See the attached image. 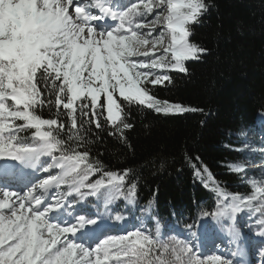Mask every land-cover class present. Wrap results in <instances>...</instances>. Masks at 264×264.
<instances>
[{"label": "snow or ice", "instance_id": "snow-or-ice-1", "mask_svg": "<svg viewBox=\"0 0 264 264\" xmlns=\"http://www.w3.org/2000/svg\"><path fill=\"white\" fill-rule=\"evenodd\" d=\"M210 7L208 0H0V264H237L172 234L154 200L140 205L135 171L110 169L92 151L105 135L128 144L134 109L203 111L157 89L208 54L191 37ZM241 136L247 142L248 133ZM186 159L215 196V209L201 217L228 225L233 243L243 213L264 242V161L252 165L259 178L248 175L247 159L228 165L249 186L241 194L199 156ZM101 202L103 213L86 211ZM120 203L131 216L116 210ZM105 219L131 226L98 235Z\"/></svg>", "mask_w": 264, "mask_h": 264}, {"label": "trees", "instance_id": "trees-1", "mask_svg": "<svg viewBox=\"0 0 264 264\" xmlns=\"http://www.w3.org/2000/svg\"><path fill=\"white\" fill-rule=\"evenodd\" d=\"M208 2L210 10L191 37L208 54L188 62L187 74L173 73V83L157 89L161 98L203 111L163 116L134 109L128 144L105 135L92 148L108 168L135 171L141 206L152 199L162 222L185 227L198 222L201 210L216 206L186 156H199L229 192L248 194L249 186L228 165L246 158L245 151L233 149L244 148L242 131L262 129L257 117L264 114V0ZM245 219L241 213L239 227Z\"/></svg>", "mask_w": 264, "mask_h": 264}, {"label": "rangeland", "instance_id": "rangeland-1", "mask_svg": "<svg viewBox=\"0 0 264 264\" xmlns=\"http://www.w3.org/2000/svg\"><path fill=\"white\" fill-rule=\"evenodd\" d=\"M258 121L262 125V129H260L258 132H255L254 134H250V135L248 134L247 142L245 140V137H243V139L245 141L244 148L246 149L245 152L247 155L245 159H247L249 161V165H250L249 170H253V172L248 173V175L249 176L255 175L257 178H259L261 176V172L258 168L253 169L252 165H258L261 161H264V154H262V151H261L262 149H264V115L258 116ZM256 143H259V145ZM10 163H12V162H10ZM124 207H125V204L122 203L121 205H119V208L116 210L123 213L122 211H123ZM101 209L102 210L100 212L103 213L105 211L104 205H103V207H101ZM86 210H88V209H86ZM112 214L114 215L115 213L113 212ZM123 214L129 215V216L132 215V213H130V212L128 214H125V213H123ZM135 215L139 217L140 213L135 212ZM239 217H241V214H239L237 218H239ZM248 218L249 217L246 216V219H245L244 223L242 224L243 225L242 230H239L241 233V237H240V239L237 240V242L240 241V245H238V246L237 245H235V246L231 245V243L229 242L232 240L231 236H229L227 241H225V242L221 241V237L223 236V234L220 232V230H223L226 233L225 235H227L228 234V225L225 224L224 226H222L221 223H218L217 221L213 220L211 217H203L202 218L203 224L201 225V222L199 221L191 231H189L187 228H185L183 226L174 227L170 223H166V224L172 228V230H173L172 234H176L178 232L182 235L183 239L190 240L193 244L199 245L204 255L222 253L223 255L228 256L229 258L235 260L237 262V264H241V263L238 262L237 259H235V257H237V256L240 257V256H242V254H244L243 251H246V247H247V246H245L246 243H244V242L247 241V245L249 244L251 246L250 252H251L252 256L250 257V260H251L250 264H260L261 262H264V261L261 260L262 255L260 257V254L258 251L260 249V244H263L264 242H262L258 236L254 235L255 225ZM105 222L108 223L107 221H105ZM235 224H236V222H235ZM236 226H237V224H236ZM103 227L104 226L102 225V228ZM106 228L107 229H105L103 231V233H108V234H112V235H119L125 231V230H120L117 228L112 229L108 226H106ZM193 233H195L194 236H193ZM202 235H204L203 239L201 238ZM219 243H220V249L218 248ZM226 244H228L229 247L226 246ZM227 247H228V249L224 250ZM241 249L243 251H241ZM233 251L237 252L238 254L235 256H232L231 254L233 253ZM243 257H246V255ZM243 263L246 264L245 262H243Z\"/></svg>", "mask_w": 264, "mask_h": 264}, {"label": "bare ground", "instance_id": "bare-ground-1", "mask_svg": "<svg viewBox=\"0 0 264 264\" xmlns=\"http://www.w3.org/2000/svg\"><path fill=\"white\" fill-rule=\"evenodd\" d=\"M262 116V115H261ZM10 163V162H9ZM12 179H15V177H12ZM200 222H201V225L203 224V219H201L200 220ZM103 226H105V223L103 224ZM128 227V225L125 227V229ZM102 230V229H101ZM99 234V233H98ZM226 246H228V244H226ZM261 246V245H260ZM263 250H264V248H263ZM244 254H245V252H243ZM244 254H242V256H240L239 258H241V259H246L245 260V263L246 264H250L251 263V260H250V257L249 256H246V257H243V256H245ZM250 256H251V254H250ZM261 259H263V258H261Z\"/></svg>", "mask_w": 264, "mask_h": 264}]
</instances>
